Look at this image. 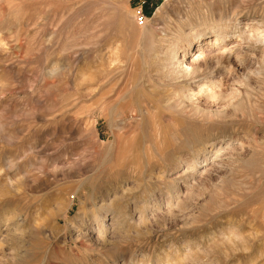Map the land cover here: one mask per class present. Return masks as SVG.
Returning <instances> with one entry per match:
<instances>
[{
	"label": "rangeland",
	"instance_id": "obj_1",
	"mask_svg": "<svg viewBox=\"0 0 264 264\" xmlns=\"http://www.w3.org/2000/svg\"><path fill=\"white\" fill-rule=\"evenodd\" d=\"M234 13L264 0H0V264H264V73L223 111L163 54Z\"/></svg>",
	"mask_w": 264,
	"mask_h": 264
},
{
	"label": "bare ground",
	"instance_id": "obj_2",
	"mask_svg": "<svg viewBox=\"0 0 264 264\" xmlns=\"http://www.w3.org/2000/svg\"><path fill=\"white\" fill-rule=\"evenodd\" d=\"M231 20L229 23L216 22L207 27H195L185 37L172 41L163 53L169 58L168 60L177 74L191 79V83L178 95L182 103L197 106L211 105L223 111L235 108L240 98V92L235 88V83H242L264 73V22L243 20L236 13ZM2 47L0 37V49ZM259 47H262L260 51H258ZM152 49L150 48L151 52ZM192 51L195 52L191 61L188 62V54ZM246 52L251 55V61L247 66L243 57ZM224 59L228 61V65L221 68L219 60ZM208 62L214 63L215 66L212 69H207ZM201 63L204 67L199 69ZM196 73L200 78H193ZM242 146L240 144V147ZM213 149L215 148L212 147L209 153L203 155L202 162H197V160L204 150L198 152L196 160L193 161V164L188 165L185 173L190 171L191 176H194L199 167L206 166L210 157H221L220 150L215 149L216 151L212 153ZM222 149L224 151V148ZM178 164L183 166V162L180 160ZM123 215H125L124 212H119L117 208L108 205L100 207L94 212L89 224L83 223V221L78 222L79 226H76L75 223L70 224L75 230L81 229L105 240L112 226L114 227L117 220ZM140 264L143 262L141 261Z\"/></svg>",
	"mask_w": 264,
	"mask_h": 264
},
{
	"label": "built area",
	"instance_id": "obj_3",
	"mask_svg": "<svg viewBox=\"0 0 264 264\" xmlns=\"http://www.w3.org/2000/svg\"><path fill=\"white\" fill-rule=\"evenodd\" d=\"M140 22H143V18L142 17H140Z\"/></svg>",
	"mask_w": 264,
	"mask_h": 264
}]
</instances>
